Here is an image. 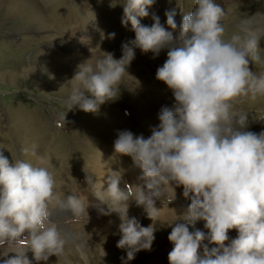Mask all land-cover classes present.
Listing matches in <instances>:
<instances>
[{
	"label": "clouds",
	"instance_id": "9594fccd",
	"mask_svg": "<svg viewBox=\"0 0 264 264\" xmlns=\"http://www.w3.org/2000/svg\"><path fill=\"white\" fill-rule=\"evenodd\" d=\"M155 3L123 0L121 25H131L134 39L122 42L119 59L107 53L94 63L84 61L70 79L65 105L96 114L101 105L118 98L135 49L153 58L167 49L155 78L171 91L173 105L160 108L159 123L147 138L117 130L109 158H131L138 170L135 186L125 182L121 188L125 170H112L99 152L98 165H93L99 168V178L93 171L84 179L97 201L92 206L99 215H117L116 247L126 254L121 264H129L139 251L151 250L162 211L156 201L163 205L162 197H167L169 204L175 188L182 187L190 203L168 223V264H264V130H247L250 109L244 107L264 98V71L249 67L261 63L264 27L234 32L226 39V13L216 0H193L195 7L189 11L185 0H175V7L164 13L167 28L154 12L151 25L142 24ZM259 112L258 118H264V109ZM54 185L46 161L12 158L10 163L0 151V264L47 262L50 256L68 264L67 236L53 212L70 209L73 216H84L90 202L71 194L58 199ZM131 202L142 207L152 223L141 226L130 217ZM198 221H203V230L195 227ZM232 229L234 238L228 235Z\"/></svg>",
	"mask_w": 264,
	"mask_h": 264
},
{
	"label": "rangeland",
	"instance_id": "374dc122",
	"mask_svg": "<svg viewBox=\"0 0 264 264\" xmlns=\"http://www.w3.org/2000/svg\"><path fill=\"white\" fill-rule=\"evenodd\" d=\"M122 2L0 0V151L10 163L12 158L33 163L46 161L55 178L58 199L71 194L83 201L89 200L88 217L86 214L75 217L70 209L57 208L53 212L67 236L68 264H121L120 257L126 254L116 247L119 219L115 213L98 214L92 206L97 201L84 183L85 175L96 171L99 178V168L93 165H98L101 153L102 162H107L112 170H125L121 188L125 182L135 186L138 170L132 167L131 158L120 155L109 159L117 130H130L147 138L152 127L159 123L160 108L174 103L171 91L155 78L156 69L167 58V49L154 58L150 52L142 54L135 49L116 100L101 105L96 114L75 107L70 110L65 105L70 79L78 64L94 63L107 53L119 59L122 42L134 39L131 25H121ZM216 3L226 13L223 18L226 39L234 32L264 27V16L257 15L264 13V0H216ZM173 7L175 0H156L149 9V17L141 18V23L150 26L154 12L167 28L164 13ZM193 7V0H185L186 11ZM175 20L178 30L179 12ZM110 33L114 37L110 38ZM259 47L261 63H250L253 71H264V38ZM35 66V71L28 74ZM244 107L250 109L247 130L256 133L264 130V118H258L259 110L264 109V98L252 104L246 102ZM23 149H28V153H23ZM92 157L97 158L95 162ZM174 191L175 199L169 204L167 197H162L163 205L156 201L155 206L162 207L160 220L164 221L158 230L159 222L156 224L151 250L139 251L129 264H168L172 245L167 236L171 227L165 220L173 221L175 212L179 216L190 203L182 196V187ZM167 195L170 196V190ZM132 203L129 216L136 217ZM140 223L145 227L152 223L144 210ZM195 227L203 230V221L196 222ZM228 235L234 238L235 229L229 230ZM81 247L86 251L88 262ZM26 255L32 259L30 251ZM32 264H64V260L50 256L47 262L33 260Z\"/></svg>",
	"mask_w": 264,
	"mask_h": 264
},
{
	"label": "bare ground",
	"instance_id": "6f19581e",
	"mask_svg": "<svg viewBox=\"0 0 264 264\" xmlns=\"http://www.w3.org/2000/svg\"><path fill=\"white\" fill-rule=\"evenodd\" d=\"M116 168H114V170H115ZM133 204V209H134V211L136 210V212H137V216H136V218L139 220V222H141L142 221V217H143V208L142 207H140V206H136L135 205V202L134 203H132ZM163 211V210H162ZM163 215V214H162ZM172 218V217H171ZM168 219V218H167ZM164 221V220H163ZM162 220H160V217H159V223H158V226H157V230L159 229V228H161V224H162V222H163ZM167 221V225H168V223H170L169 222V219L168 220H165V222ZM191 227H189V229H190ZM67 230V229H66ZM234 230V229H233ZM235 232H236V230H235ZM69 236V235H68ZM73 236V235H72ZM71 238V237H70ZM80 250L82 251V254H83V256L85 257V260H86V262H88V257L86 256V251H85V249H84V247H81L80 248Z\"/></svg>",
	"mask_w": 264,
	"mask_h": 264
}]
</instances>
